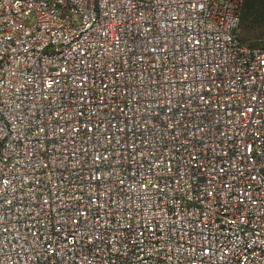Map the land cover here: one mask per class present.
Masks as SVG:
<instances>
[{"label": "built area", "instance_id": "built-area-1", "mask_svg": "<svg viewBox=\"0 0 264 264\" xmlns=\"http://www.w3.org/2000/svg\"><path fill=\"white\" fill-rule=\"evenodd\" d=\"M245 1L0 0V264H264Z\"/></svg>", "mask_w": 264, "mask_h": 264}, {"label": "rangeland", "instance_id": "rangeland-1", "mask_svg": "<svg viewBox=\"0 0 264 264\" xmlns=\"http://www.w3.org/2000/svg\"><path fill=\"white\" fill-rule=\"evenodd\" d=\"M238 38L247 45L264 48V0H257L254 9L241 13Z\"/></svg>", "mask_w": 264, "mask_h": 264}, {"label": "trees", "instance_id": "trees-1", "mask_svg": "<svg viewBox=\"0 0 264 264\" xmlns=\"http://www.w3.org/2000/svg\"><path fill=\"white\" fill-rule=\"evenodd\" d=\"M256 5H257V0H246L244 7L242 9V12L244 9L248 12L249 10L254 9ZM241 19H242V15H241ZM243 43H245V42H243ZM245 44H247V43H245ZM249 46L250 47H257V46H251V45H249Z\"/></svg>", "mask_w": 264, "mask_h": 264}]
</instances>
